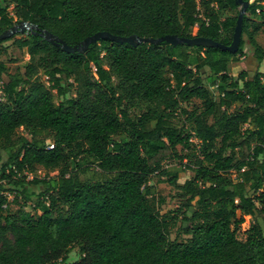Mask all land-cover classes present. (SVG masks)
<instances>
[{
    "label": "trees",
    "instance_id": "trees-1",
    "mask_svg": "<svg viewBox=\"0 0 264 264\" xmlns=\"http://www.w3.org/2000/svg\"><path fill=\"white\" fill-rule=\"evenodd\" d=\"M246 1L235 53L110 38L68 52L32 31L14 39L30 59L12 73L0 62V152L7 154L0 264H264V48L255 37L264 29V0ZM240 6L237 0H0V34L26 20L70 45L98 31L230 44ZM247 45L258 69L231 73ZM206 83L216 86L218 99ZM194 98L202 104L188 111L183 103ZM181 115L190 126L175 120ZM21 127L31 139L18 135ZM40 131L52 134L53 145L36 137ZM178 146L196 148L193 166H186L194 175L178 184L180 173L173 174L170 181L186 199L162 213L150 182L158 171L169 174L164 161L183 158ZM94 164L101 177L85 176ZM37 166L57 173L28 179L24 172ZM8 193L24 203L15 212L7 209ZM180 216L190 237L172 240ZM75 246L81 258L70 261Z\"/></svg>",
    "mask_w": 264,
    "mask_h": 264
},
{
    "label": "rangeland",
    "instance_id": "rangeland-1",
    "mask_svg": "<svg viewBox=\"0 0 264 264\" xmlns=\"http://www.w3.org/2000/svg\"><path fill=\"white\" fill-rule=\"evenodd\" d=\"M242 9V6H240L239 10ZM235 14V12H233ZM29 33V30L25 33H18L17 35L13 36L12 39L6 40L2 43L0 46L1 53H0V62H2L8 72H14L16 68L29 61L30 55L28 54V50L26 47L23 49L18 48L13 42L16 38H21L23 36H27ZM257 42L264 48V29H261L255 34ZM243 38L245 40H248V36L246 34H243ZM247 51L245 57H240L238 61H233L230 64L229 71L231 73H236L242 69H248L250 73L255 72L259 66L256 67L257 61L254 60L253 56V50L252 48L247 45ZM264 66L261 67V69ZM43 80H46V77H42ZM207 87L210 89L212 96L215 99H218L219 93L216 88V86H213L210 83H206ZM0 95H1V82H0ZM60 99H56V101H59ZM202 104V102L199 99L194 98L193 100L189 102L183 103V106L188 109V111H191L195 107H199ZM139 108H130V112L132 114H137V111ZM187 115H181L178 116L175 120L178 121L180 124L185 123L186 125H189V122L186 121ZM190 126V125H189ZM18 135L25 136L28 139L32 138L31 133L24 129V127H21L18 130ZM39 139H45L46 144L51 146L53 145V136L48 131H40L39 134L36 135ZM196 148L193 149H186L182 148L181 146H178V154L182 155L183 158L175 157L173 159H167V161H164L163 168L167 170L169 174H163L160 171L153 174L150 184L154 186V200L156 203V206L160 209L162 213H166L172 210H176L177 208L181 207L184 203L186 197L182 195L181 189L177 186L172 184L170 181V178L173 176L175 172L180 173L177 183L183 184L187 179H190L194 175V171L192 169L187 168V162H189L192 166L193 163L190 162L191 157L194 153H197L195 151ZM7 154L5 151L0 152V176L2 174V165L3 162L6 160ZM193 158V157H192ZM75 164L72 163L71 167L74 168ZM56 171H47L42 166H37L33 171H25L24 174L28 176V179L32 178V176H52L56 174ZM87 177L89 178H99L101 177L100 170L94 165L90 166V170L86 173ZM9 197V204L8 208L11 211L15 212L18 210L22 204V200L18 198L17 201H14V195H10L8 193ZM27 206V205H26ZM182 209V208H180ZM180 218L177 220V223L171 227L170 229V238L172 240H187L190 235H187L183 231V225L184 222ZM261 222L264 224V220L260 219ZM253 223V218L249 215L245 217L244 226L248 228ZM68 258L70 261H76L81 258V253L79 251V247L75 246V248L69 253Z\"/></svg>",
    "mask_w": 264,
    "mask_h": 264
},
{
    "label": "water",
    "instance_id": "water-1",
    "mask_svg": "<svg viewBox=\"0 0 264 264\" xmlns=\"http://www.w3.org/2000/svg\"><path fill=\"white\" fill-rule=\"evenodd\" d=\"M239 4L243 7L240 10V13L237 18V24L235 27L233 40L230 44H224L219 41H216L209 37L195 36L192 38L179 36L177 34H167L158 38L154 37H141L136 34L130 36H119L112 34L108 31H98L93 35L86 37L82 42L76 45H70L65 40L50 32L47 29L40 28L36 24H32L29 21L23 20L19 23L11 26L9 29H6L2 34H0V41L7 39L9 37L15 36L18 33L29 32L39 33L42 37L48 41L61 46L64 50L68 52H85L92 43L98 42L102 38H110L113 41L117 42H127L132 45H138L144 42L150 43H161L163 41L169 42L173 45L186 43L190 46H204V47H216L225 51L237 52L241 43L242 33H243V24H244V15L248 7V1L246 0H237Z\"/></svg>",
    "mask_w": 264,
    "mask_h": 264
},
{
    "label": "built area",
    "instance_id": "built-area-1",
    "mask_svg": "<svg viewBox=\"0 0 264 264\" xmlns=\"http://www.w3.org/2000/svg\"><path fill=\"white\" fill-rule=\"evenodd\" d=\"M191 141L197 142V140H196V139H194V138H192V139H191Z\"/></svg>",
    "mask_w": 264,
    "mask_h": 264
}]
</instances>
